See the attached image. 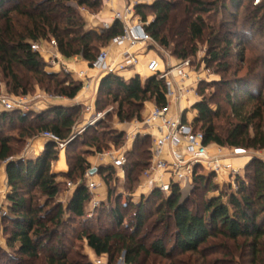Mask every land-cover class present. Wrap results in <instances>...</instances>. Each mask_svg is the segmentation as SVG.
Wrapping results in <instances>:
<instances>
[{
    "label": "trees",
    "instance_id": "trees-1",
    "mask_svg": "<svg viewBox=\"0 0 264 264\" xmlns=\"http://www.w3.org/2000/svg\"><path fill=\"white\" fill-rule=\"evenodd\" d=\"M242 6L244 15L241 26H237L236 15L231 11ZM101 7V0H0V74L7 93L27 96L35 81L45 93L73 100L82 89L81 82L70 80L61 72H46L45 62L32 47L54 41L63 59L80 58L91 65L112 39L123 34L118 22L108 30L86 27L79 9L97 14ZM135 13L142 22H147L146 13L153 16L145 27L146 33L160 46L174 44L173 55L180 60L188 58L189 49L195 54V43L204 42L206 67H215L223 77L233 70L232 59L243 61L240 46L243 48L247 42L245 27L248 44L252 37H258L264 45V0L257 6L253 0L245 5L243 0H157L149 6H135ZM219 15H227L229 19L223 16L217 20ZM236 46L240 50L233 54ZM246 71L242 78L222 79L213 84L218 90L227 91L224 95L227 110L216 103H213L216 109L212 110V102L205 98L193 106L197 117L192 128L203 134L205 145L264 151V52L249 60ZM203 92L198 90L200 96ZM165 94V82L154 76L142 81L139 76L124 80L109 74L99 82L94 108L101 113L109 105H116L115 116L120 123L141 120L145 104L157 108L166 105ZM81 110L49 106L41 113L0 114V165H5L10 189L8 215L3 218L4 235L16 256L3 255L8 264L37 259L40 250L46 254V264H88L80 256L69 257L73 245L68 234L76 232L95 256H107L108 264H113L121 252L125 253L126 264H264V164L259 159L248 163L244 178H236V189L230 194L220 192L208 197L218 190L212 184L214 175L198 167L192 190L184 202L179 187L174 185L167 196L155 188L145 199L134 203L129 195L151 159L150 138L137 136L132 150L125 154L122 168L128 192L126 204L121 203L119 195L112 199L116 189L115 169L99 167L94 175L106 186L110 205L102 203L91 220H87L85 208L92 198L84 182L85 172L91 169L86 156L90 152L101 153L108 145L122 148L123 132L98 133L102 123L86 129L65 146L66 151L75 152L70 155L66 152L68 171L64 174L52 173V164L59 155L58 146L52 141L45 144L42 155L34 160L15 158L28 140L45 132L59 142H66ZM6 128L16 131V136L5 135ZM58 178L64 182H58ZM78 180L66 206L56 204L55 199L66 182ZM74 224L77 228L71 231ZM150 229L159 234L148 243Z\"/></svg>",
    "mask_w": 264,
    "mask_h": 264
},
{
    "label": "rangeland",
    "instance_id": "rangeland-1",
    "mask_svg": "<svg viewBox=\"0 0 264 264\" xmlns=\"http://www.w3.org/2000/svg\"><path fill=\"white\" fill-rule=\"evenodd\" d=\"M125 1L127 2V4H129V2H133V3L136 2L139 5L149 6L154 1H157V0H125ZM207 1L213 2L215 0H207ZM243 2L245 5L248 3V0H243ZM102 7H101V10H102ZM81 9H84V8H80L79 12ZM86 12L91 14V15L99 14V13H97V14L91 13L88 10H86ZM80 13L82 14V16L85 15L84 12L83 13L80 12ZM231 14H233L234 16L236 15V20L234 23H236L237 26L238 25L241 26L242 18L244 15V7L242 6V8L239 10L231 11ZM146 15H147V21L151 22L153 20V16L150 13H146ZM223 16L225 19H229V17L227 15H219L218 17H216V19L219 20V19L223 18ZM206 17L207 16H204L203 18H206ZM243 31H244V36H245L246 41H247L246 43H243V48H242V46H240L241 49L243 50L242 51L243 61L239 62L237 60V58L232 59L231 65L233 67V70L230 71L225 77H223L222 75H218L215 67H213V66L209 67V68L206 67V64L204 63V58L206 57L207 46L202 41L197 42L193 45V48L196 51L195 54L192 55L191 49H189V51H188L189 56L186 60H180V59L174 57L173 50L176 47L172 43H169L168 47H163V46L157 45L159 48H155V47L151 48L152 51H154L156 53V55L158 56L159 61H161L160 65L164 67L165 71L169 68L170 65L172 66L175 63L176 64H178L179 62H188L189 63V67L185 68V69H187L186 70V77L187 78L185 79V82L183 84L186 87V95H187L186 99L187 100H185V102H183L182 107L186 113L192 112L194 114L193 106L196 103L200 102L202 98H205L208 102L209 101L212 102V104L210 105L212 110L216 109V105L213 103H216L217 105L221 106L224 110L228 109L227 103L224 101V97H225L224 95L227 91H224V88H223V90L222 89L218 90L215 86H213V84L220 82L222 79L230 81L233 79H238V78L244 77L246 75V72H247L246 70L248 67L249 60H251L252 57L257 56V54H260L261 51L264 52V45H263L262 40L258 37L253 38L251 35H249V38L252 37V39H251V42L248 44V27H245V29H243ZM38 44L41 45L40 51L42 50V52H41V54H39L41 59L45 62L47 68L52 67L53 58H51V56H50V54H51L50 48H52L51 42L43 41V42H40ZM108 46L106 48H108ZM239 50H240V48H238L236 46L233 49V54H238ZM145 52H146V50H141L139 55H144ZM42 55L45 57L49 56L50 58H48L47 61H45V59L42 57ZM154 56H155V54H154ZM117 62L120 63L121 61H117ZM236 65H238L239 68L236 67ZM47 68H46V72H50V70ZM61 74H65V75L69 76L70 80L75 81L71 75L66 74L64 71H61ZM32 82H33L32 83L33 85H32L31 90L29 91L27 96L16 97V96H13V95L7 93V89L5 87L3 77L0 74V97H6L12 103H14L16 105H18L16 102H19L20 99H23L26 102V105L28 107V110H29L28 112H31V110L32 111L37 110L36 107H38V108L45 107L44 110H47V108L49 106H63L64 107V105L67 103L66 102L67 99L59 98L57 96H53L52 94L45 93L43 91V89L41 87H39V85H37V83L35 81H32ZM199 89L204 90L203 95H201V96L198 93ZM60 104H62V105H60ZM186 107H188V108H186ZM80 108L82 109L80 119L76 123V125L74 126L72 134L68 140H70L71 138L75 139V137L80 136L88 128H96L99 123H102V124L97 128L98 133L103 132L105 134L114 130L115 125H117V124L123 126L122 130L124 131L125 142H126V137H127L126 134L127 133L129 134V137L136 135V136H134L136 139L137 136L147 137V135H145V133L147 134V130H150L149 127H147L145 125L146 118L148 115V111H146L145 106L142 110L141 120H133L130 122L120 123L115 116L116 105H109L108 107H106L104 112H101V113H104L105 115L103 117H101L93 126H90L87 128H84V126H83V123L85 120V114L87 112L85 109H83L84 107H80ZM17 113H20V112L17 111ZM0 114H2V112H0ZM82 129H83V131H82ZM116 131H118V130H116ZM139 132L142 134L139 135L138 134ZM4 133H5V135L16 136L17 132L16 131L11 132V131H9L8 128H6V129H4ZM250 134L252 135V130H250ZM86 136L89 137V136H91V134L90 135L87 134ZM36 139L40 140L43 138L38 137ZM32 141L33 140H28L26 142L25 146L22 147L21 153L18 154L17 157H15V158L27 157L30 153V147H31L30 144ZM71 141H69V142H71ZM150 141H151V139H150ZM210 146H212L215 149L216 148L224 149V151H223L224 154H227L228 153L227 151H229L231 149L228 147H224V148L218 147V146H215L213 144H211ZM123 148H124V146H122V148H120V149H114L113 147L108 145V148L106 150L105 149L102 150L101 153H97V152L91 153L90 152L89 156H86V160H87V162L91 168L89 171H91L92 169L96 170L97 168H99V167H97L98 165L102 164L105 161L107 162L106 156L109 153L110 154L118 153ZM65 149H66L65 147L63 149H59V147H58V151H59L58 160L61 156V162H63V160H64L63 157H66V152H68L69 155H70V153L75 152L74 149H73L74 151H66ZM248 153L250 154V157H256V158H260V159L264 158V151H262V150L261 151L248 150ZM112 157L114 158L115 156L113 155ZM112 157H111V159H112ZM103 160H105V161H103ZM250 161L251 160L248 158V162H250ZM55 163H53L52 166ZM2 167L5 168V165L1 164L0 169ZM245 167L243 168V170H239L238 174H236L234 176L229 175L227 172H221L218 175L212 173L214 175L212 184H214L216 186V188H218V190L215 192L209 193L207 196L208 197H211V196L215 197V196H218V194L220 192L222 194H226V195L234 192L236 189V186H237L236 185V178H238V177H240L242 179L244 178ZM115 172H116V184H115L116 189L114 191V196H112V199L115 196L119 195L122 197L121 203L126 204V201L128 198L127 197L128 192L124 186V183H123L124 181H119V179L117 177L118 173L116 170H115ZM207 173H209V172H207ZM91 177H92L91 179H93V177H98V176L93 175ZM57 181L58 182H64V180L62 178H58ZM69 183L77 186L79 183V180L76 181L75 183H72V182H69ZM143 185L147 186L146 180L143 178V175H142L140 180H139V184H137V186L135 185L133 194H130L131 196L129 195V198H132V201L134 203H139L140 200L136 199V198L138 196V193L142 190L141 187ZM104 186L105 185L102 184L99 186V188L101 191L106 192V189ZM70 190L71 189L67 186L65 188L62 187V192L59 194V196L56 197L55 203L61 204V206L65 207L67 202H68V200H67L68 195L67 194L69 193ZM96 190H97V188L94 190L93 194H91L92 199H91L90 204L85 208V218L87 220H91L94 210L96 208H99L102 204L98 200L99 198L97 199V196L99 197V195H97ZM152 190H150L148 194H150ZM182 190H180L181 192H183L181 194L183 195L184 198H187L190 195V192L192 190V185L189 188L182 189ZM9 193H10L9 188L5 189V190L0 189V264H8L7 259L3 258V255H6V258H8V257L9 258L10 257L15 258L16 257L7 245L8 239H7V236L4 235V227L6 225L3 222L4 216H1V214L4 212L6 213V215H8L7 195ZM167 195L168 194H166L165 196H167ZM147 196L142 197V198L145 199ZM142 198H141V200H142ZM103 204L106 207L110 205L109 203H107V199L103 202ZM64 220L66 221L67 217H65ZM73 228H77V224H74L72 227H70V230ZM94 228H95V226H94ZM158 234H159V231H154V229H150V231H149L150 237L147 239V242L151 243L153 241V238L155 236H157ZM68 235H69L68 239L70 240V242H72V245H73L70 249L69 257L77 258V256H80L84 260V262L88 263V264H98V262H100L99 264H108L107 256H101V257L95 256V254L87 247L85 240L78 239L77 232H76V234L74 233V235L73 234L72 235L68 234ZM166 244H167V248H169L171 245L170 242L166 243ZM45 258H46L45 252L43 250H40L39 256L37 257V259H32V260L24 259V264H46ZM113 264H126L125 263V253L121 252L117 257H115Z\"/></svg>",
    "mask_w": 264,
    "mask_h": 264
},
{
    "label": "built area",
    "instance_id": "built-area-1",
    "mask_svg": "<svg viewBox=\"0 0 264 264\" xmlns=\"http://www.w3.org/2000/svg\"><path fill=\"white\" fill-rule=\"evenodd\" d=\"M102 6L106 5L107 0H101ZM261 0H253V5L257 6ZM139 5L136 2H129L124 7L121 13L114 12L113 16L108 21L100 23L97 30H108L114 23L118 22L123 28V34L115 37L109 43V46L124 47L125 51L119 56L123 57V61L110 62L109 52L107 48L100 51L96 61L88 65V70L92 71L99 78L109 74L117 75L129 68H133L139 64L137 51L146 48L147 52L155 54L154 59L148 60L144 69L149 77H156L158 80H163L166 85L167 103L161 108L152 107L148 112L145 125L149 127L147 137L151 139V159L148 168L143 173V178L146 180L147 188L150 190L156 188L164 194H169L172 186L177 185L180 190L186 186H191L196 168L200 167L205 172L220 174L227 172L229 175L238 174V169L231 166L223 165L224 160H233L243 158L250 160L256 157H250L248 150L242 148H231L224 154V149L216 148L215 153L209 151L210 145L204 144V136L201 132H196L192 128V123L187 120L186 112L182 107V103L186 99V87L183 85L186 77L185 68L189 67L188 62H179L178 64L170 65L165 71L160 68V61L152 47L159 48L152 37L146 33L145 27L149 22H142L135 14V6ZM80 12H86L81 9ZM52 48L56 49V44L51 41ZM33 51L41 54L40 45L34 44ZM52 58V57H51ZM54 58V57H53ZM66 73V72H65ZM79 78L86 79L85 73L76 74ZM92 80L88 78L87 82H83L82 89L86 90ZM81 89V90H82ZM12 103L6 97H0V112H20L27 113L28 107L23 99ZM104 113H95L93 118L84 126V128L93 126ZM83 131V129H82ZM81 131V132H82ZM144 133V132H143ZM139 135L142 133H138ZM128 135V134H127ZM144 135V134H143ZM41 137L48 141L54 142L59 149H63L69 141L59 142L52 134L45 132ZM164 153H167L168 160L163 158ZM110 158L111 154H108ZM228 158V159H227ZM259 159L264 164V158ZM126 163L125 155L118 152V156L112 157L111 165L114 169L121 170ZM90 171L84 174V182L91 194L97 188V183L91 181ZM166 178V180H164ZM79 184V183H78ZM66 186L70 189H75L77 186L67 182ZM2 213L1 216H5ZM100 262H98L99 264Z\"/></svg>",
    "mask_w": 264,
    "mask_h": 264
},
{
    "label": "crops",
    "instance_id": "crops-1",
    "mask_svg": "<svg viewBox=\"0 0 264 264\" xmlns=\"http://www.w3.org/2000/svg\"><path fill=\"white\" fill-rule=\"evenodd\" d=\"M126 5H128V4L125 0H107L106 5H104L102 7V10L99 12V14L91 15L87 12L86 13L84 12L85 15L83 17H84V21L86 23V27L88 29H91V30L92 29L97 30L101 22L110 20L113 16L114 12L121 13L123 11L124 7H126ZM107 49L109 52V59L108 60L110 62L123 61V57L119 56V54L123 53L125 51L124 47L108 46ZM141 50H146L144 55H139ZM50 52H51L50 56L52 58L53 57L54 58H53V62H52L53 63L52 67H48V68L46 67L47 69L50 70L49 73L58 74L59 72L64 71V72H66V74L71 75L75 81H79L81 83L87 82L88 78L90 80H92L91 83H89L90 85H89L88 89H86V90L82 89L73 100H66L67 103L64 105V107H66V108L84 107L83 109H85L87 112L85 114V120L83 123V126H85L88 123V121L93 118V115L96 113L94 107H95V101H96V95H97V91H98V87H99V82L105 75L99 78L98 75H95L92 71L88 70V64L80 58H73L71 60H65L59 55V53L55 49L50 48ZM137 56L139 59V64L133 68H129L125 71L118 73L117 74L118 77H120L124 80H130L131 78H133L135 76H139L142 81H144L146 78L149 77V74H147L145 69H144V65L148 60L154 59V57H155L154 54L152 52H147V49L143 48V49H139L137 51ZM42 57L45 59V61H47V59L50 58L49 56L48 57L46 56L47 57L46 58L43 55H42ZM160 68L162 70L164 69V67L161 65H160ZM80 72L85 73L87 78L84 79V78L77 77L76 74H78ZM60 105H62V104H60ZM144 106L146 108V111H148V112L153 107V105H151V104H145ZM36 108H37V110H35V111L31 110V112L41 113V112L45 111L44 110L45 107H43V108L36 107ZM186 108H188V107H186ZM186 114H187L186 115L187 120L189 122H193L195 120V118L197 117L196 111H194V114L192 112L186 113ZM122 128H123V126L117 124V125H115L114 130H118L119 132L124 133ZM72 131H73V129H72ZM134 136H136V135H134ZM134 136L129 137V134L127 135L124 148L121 149L119 151V153H123L125 155L132 150V146H133V143L135 141ZM46 143H47V141L44 139H40V140L34 139L30 144L31 147H30L29 155L27 157H22V158L20 157L19 159L34 160V159L40 157L44 151V146ZM215 150L216 149L213 148L212 146L209 147V151L211 154L215 153ZM117 154L118 153H113L111 155L112 156L114 155L116 157V156H118ZM106 157H107V162L105 160H103L105 162L98 165L97 167H112V165H111L112 159L109 156H106ZM163 158L168 160L167 153H164ZM63 159H64L63 162H61V156H60L58 162H56L52 166V173L64 174L68 171V166L66 164V158L63 157ZM222 163H223V165L231 166V167L236 168L238 170H243V168L246 165H248L249 162L247 159L237 158V159H233V160H224ZM115 170L118 173L117 177H118L119 181H124L123 172L121 170H117V169H115ZM164 180H166V178ZM91 181L96 182L98 184L96 193H97V195H99V197L97 196V199L99 198L98 200L100 201V203H103L107 199V188H106V186H104L106 189V192H103L100 190L99 186L102 184L104 185V183H102V181L99 179V177H93V179H91ZM7 187L8 186H7V177H6V173H5V168L2 167L0 169V189L5 190V189H8ZM141 188H142V190L138 193V196L136 198V199H139L140 201H141L142 197L147 196L149 193V189L147 188L146 185H143ZM74 190L75 189H71L69 191V193L67 194L68 195L67 196L68 201L71 199Z\"/></svg>",
    "mask_w": 264,
    "mask_h": 264
},
{
    "label": "water",
    "instance_id": "water-1",
    "mask_svg": "<svg viewBox=\"0 0 264 264\" xmlns=\"http://www.w3.org/2000/svg\"><path fill=\"white\" fill-rule=\"evenodd\" d=\"M95 172H96V170H95V169H92V170L90 171V175H94ZM189 187H190V186H186L184 189H187V188H189ZM182 191H183V190H182ZM181 193H183V192H181ZM186 199H187V198H184L183 195H182L181 202H184Z\"/></svg>",
    "mask_w": 264,
    "mask_h": 264
}]
</instances>
